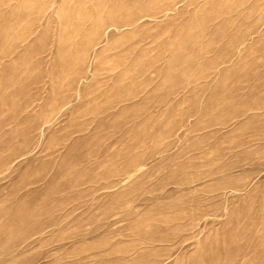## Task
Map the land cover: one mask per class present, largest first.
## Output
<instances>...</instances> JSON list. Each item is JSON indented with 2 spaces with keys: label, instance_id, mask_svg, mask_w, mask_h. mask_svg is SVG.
<instances>
[{
  "label": "rangeland",
  "instance_id": "374dc122",
  "mask_svg": "<svg viewBox=\"0 0 264 264\" xmlns=\"http://www.w3.org/2000/svg\"><path fill=\"white\" fill-rule=\"evenodd\" d=\"M0 264H264V0H0Z\"/></svg>",
  "mask_w": 264,
  "mask_h": 264
}]
</instances>
